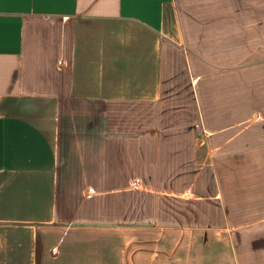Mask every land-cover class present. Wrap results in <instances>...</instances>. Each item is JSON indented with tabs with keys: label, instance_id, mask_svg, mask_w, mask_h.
Masks as SVG:
<instances>
[{
	"label": "crops",
	"instance_id": "1",
	"mask_svg": "<svg viewBox=\"0 0 264 264\" xmlns=\"http://www.w3.org/2000/svg\"><path fill=\"white\" fill-rule=\"evenodd\" d=\"M179 55L197 74L264 68V0H0V264H264V191L235 223L148 221L128 192L63 216L62 108L158 102Z\"/></svg>",
	"mask_w": 264,
	"mask_h": 264
},
{
	"label": "rangeland",
	"instance_id": "2",
	"mask_svg": "<svg viewBox=\"0 0 264 264\" xmlns=\"http://www.w3.org/2000/svg\"><path fill=\"white\" fill-rule=\"evenodd\" d=\"M178 60L175 70L172 64L167 67L158 102L68 100L62 108L65 218L86 193L105 201L116 192H128L146 203L148 221L155 215L163 223L180 225L251 220V210L244 213L249 210L244 197L264 191V147L252 151L264 142V68L197 74L183 68L180 55ZM211 144L202 157L200 148ZM108 169L112 179L106 177ZM134 180L142 182L141 189ZM111 213L118 209H100L94 215ZM262 243L252 249H263Z\"/></svg>",
	"mask_w": 264,
	"mask_h": 264
}]
</instances>
